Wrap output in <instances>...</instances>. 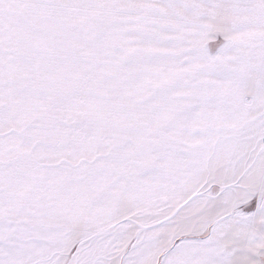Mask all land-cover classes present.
I'll use <instances>...</instances> for the list:
<instances>
[{
    "label": "rangeland",
    "instance_id": "374dc122",
    "mask_svg": "<svg viewBox=\"0 0 264 264\" xmlns=\"http://www.w3.org/2000/svg\"><path fill=\"white\" fill-rule=\"evenodd\" d=\"M232 213L263 255L264 0H0V264Z\"/></svg>",
    "mask_w": 264,
    "mask_h": 264
},
{
    "label": "crops",
    "instance_id": "0c3cea01",
    "mask_svg": "<svg viewBox=\"0 0 264 264\" xmlns=\"http://www.w3.org/2000/svg\"><path fill=\"white\" fill-rule=\"evenodd\" d=\"M243 23L244 21L239 24ZM252 230H256L252 220L233 213L231 217L216 219L215 224L209 225L204 240L177 243L174 238L171 244L165 246L163 238L160 239L158 234L151 235L148 229H144L130 236L126 235L124 247L109 249L111 257L107 258L105 254L96 261L101 263L103 257L107 264H260L264 254H257L259 251L254 246L248 248L245 242ZM197 234L199 233L192 235ZM230 237L236 242H232Z\"/></svg>",
    "mask_w": 264,
    "mask_h": 264
}]
</instances>
